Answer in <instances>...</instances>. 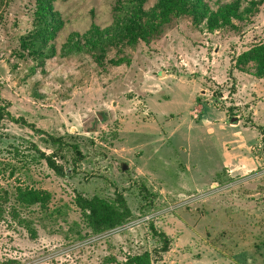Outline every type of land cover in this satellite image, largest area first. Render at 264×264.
Masks as SVG:
<instances>
[{
	"label": "rangeland",
	"instance_id": "1",
	"mask_svg": "<svg viewBox=\"0 0 264 264\" xmlns=\"http://www.w3.org/2000/svg\"><path fill=\"white\" fill-rule=\"evenodd\" d=\"M232 1L202 0L208 14ZM51 6L60 27L38 62L19 46L34 0L0 5V264H122L157 246L149 223L169 239L154 264H264V67L235 64L264 43V0H241L237 17L212 29L206 18L171 19L100 62L64 45L111 27L116 0ZM39 153L55 155L61 176ZM15 188L48 192L46 209L17 205ZM115 192L129 217L90 233L74 196Z\"/></svg>",
	"mask_w": 264,
	"mask_h": 264
},
{
	"label": "trees",
	"instance_id": "2",
	"mask_svg": "<svg viewBox=\"0 0 264 264\" xmlns=\"http://www.w3.org/2000/svg\"><path fill=\"white\" fill-rule=\"evenodd\" d=\"M52 1L54 0H34L33 28L21 37L19 42L20 49L26 51L28 56L38 62L52 55V48H45L46 43L54 37L60 27L59 17L52 10ZM3 2L5 0H0V5ZM116 2L118 5L116 9L122 10V14L111 27L103 31L96 28L90 29L83 34L80 40L68 41L64 45L65 52L86 51L95 61L100 62L107 48L121 45L129 46L138 41L148 42L158 35L171 19L187 16L193 23L198 24L206 18L210 29L227 25L231 17H237L241 0H233L209 14L202 0H157L147 11L142 10L144 0H116ZM250 3L253 5L254 2L251 1ZM248 62L255 63L259 71L264 67V43L250 47L235 59L237 65H244ZM6 114L4 109L0 107V119ZM14 121L16 122V120ZM29 127L33 129L32 126ZM256 129L260 134V140L264 141L262 128L257 126ZM47 138L53 145L58 147L62 145L60 138L49 135ZM71 150L77 160L82 158L75 145H71ZM54 157L53 154L39 153V158L44 161L46 167L57 176H61V167L55 163ZM141 188L144 190V187ZM12 195L17 205L21 207L37 205L40 210L46 209L50 198L46 191L28 188H15ZM147 195L151 196L150 193ZM73 202L79 210L86 228L94 235L120 226L130 215L122 195L118 192L114 193L111 201L96 196L84 198L75 195ZM12 216H15V211ZM147 228L151 236L156 239L157 246L153 247L150 252L143 251L125 257L122 264H154L160 260V254L168 250V237L163 232L156 230L151 223L148 224ZM27 231L30 237H33L32 229L28 228Z\"/></svg>",
	"mask_w": 264,
	"mask_h": 264
}]
</instances>
